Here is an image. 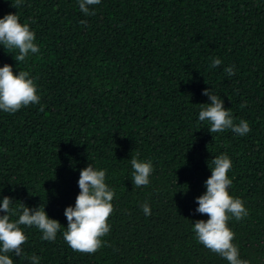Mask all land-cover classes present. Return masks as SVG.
Instances as JSON below:
<instances>
[{"label": "trees", "instance_id": "obj_1", "mask_svg": "<svg viewBox=\"0 0 264 264\" xmlns=\"http://www.w3.org/2000/svg\"><path fill=\"white\" fill-rule=\"evenodd\" d=\"M16 2L0 0V19L17 14L40 51L17 63L19 50L0 45V68L28 72L40 101L0 110V204L13 200L10 222L21 202L43 206L62 227L46 241L20 225L27 239L22 256L8 254L13 264L33 255L39 264H229L193 231L210 218L195 201L221 154L232 163L229 195L248 213L229 214L232 243L240 259L264 264V0H101L89 15L80 0ZM205 90L250 131L211 134L199 120L200 105L211 103ZM133 156L152 164L147 186L133 185ZM89 164L115 190L110 231L91 254L63 238L64 211L75 207Z\"/></svg>", "mask_w": 264, "mask_h": 264}, {"label": "clouds", "instance_id": "obj_2", "mask_svg": "<svg viewBox=\"0 0 264 264\" xmlns=\"http://www.w3.org/2000/svg\"><path fill=\"white\" fill-rule=\"evenodd\" d=\"M23 0H17L14 8L22 5ZM101 0H80L79 8L85 14L90 13L91 5H99ZM81 23H86L82 21ZM36 34L30 30L27 23L21 24L17 14H7L0 19V45L6 50L18 49L19 54L13 56L18 62L25 61L29 54L39 53V47L34 43ZM221 60L213 58L212 67L221 65ZM229 75H235L234 66L224 69ZM211 103L200 105L199 120L210 122V133L223 132L230 129L238 135H245L250 131L248 122L241 120L234 123L230 110L224 108L223 100L210 90H205ZM40 97L29 73L19 71L14 75L12 67L5 65L0 68V110L5 113H15L22 107L37 104ZM43 110V109H41ZM138 155V154H137ZM132 182L135 187L147 186L153 168L151 162L140 161L136 156L131 158ZM209 167V165H208ZM232 167L231 159L227 154H221L212 159L211 177L206 180V193L196 199L199 207L197 213L206 214L210 218L205 222L198 220L193 223V231L198 242L214 253L226 259L229 264H249L239 258V250L232 243L234 233L228 227L231 217L236 220L247 216L243 201L229 195L228 188L232 181L228 178V171ZM106 171L94 169L89 164L81 170L78 186L79 195L76 197L75 207H67L64 215L68 226L63 233L64 240L74 250L81 253H95L103 246L102 237L110 231L108 218L113 212V198L115 190L105 183ZM13 200L4 197L0 204V211L6 213L0 217V264H13L9 253L22 256V245L27 237L20 225L35 226L42 232V239L55 240L57 232L61 229L59 221L50 219L43 206L29 209L20 202L18 220L10 222V205ZM145 215H151L150 206L145 202L141 205ZM31 264H39V257L33 255Z\"/></svg>", "mask_w": 264, "mask_h": 264}]
</instances>
